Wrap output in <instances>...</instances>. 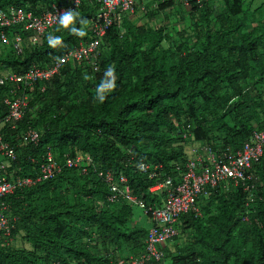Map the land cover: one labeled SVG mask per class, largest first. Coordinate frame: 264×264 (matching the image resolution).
Returning a JSON list of instances; mask_svg holds the SVG:
<instances>
[{
  "label": "trees",
  "instance_id": "1",
  "mask_svg": "<svg viewBox=\"0 0 264 264\" xmlns=\"http://www.w3.org/2000/svg\"><path fill=\"white\" fill-rule=\"evenodd\" d=\"M66 1L0 0V10L39 14ZM143 5L141 17L147 21L139 23L136 10L120 28H108L94 59L69 61L48 82L26 91L25 116L15 130H5L4 141L16 156L11 166L22 177L35 179L30 158L38 160L50 147L59 160L88 155L93 167L85 176L64 169L6 199L12 243L0 239V264H114L118 258L139 257L148 219L137 225L130 204L105 203L107 187L93 169L124 175L132 194L157 208L162 197L148 188L183 169L187 145L234 152L253 131L264 128V0H221L218 10L211 0H151ZM98 7V2L83 1L76 14L55 27V43L45 37L39 47L24 46L18 55L11 46L0 45V71L43 69L88 41L87 26ZM160 14L165 20L172 14L181 17L169 25H149ZM5 32L9 38L24 35L19 27ZM10 88L0 87V112ZM28 126L39 133L36 147L20 140ZM130 157L160 166L159 176L140 174ZM248 174L252 201L246 203L241 186L209 190L207 198L196 201L200 216L189 212L177 219V234L158 248L160 262L264 264V146ZM18 238L21 247L15 245Z\"/></svg>",
  "mask_w": 264,
  "mask_h": 264
},
{
  "label": "built area",
  "instance_id": "2",
  "mask_svg": "<svg viewBox=\"0 0 264 264\" xmlns=\"http://www.w3.org/2000/svg\"><path fill=\"white\" fill-rule=\"evenodd\" d=\"M83 1L98 2V12L88 23L89 40L72 47L61 57L53 59L45 68L30 66L25 72L15 74L0 71V87L11 86L8 96L1 100L0 112V239L12 243L11 231L13 224L9 216V206L6 199L17 190L29 187L36 182L49 180L62 170H74L80 176L88 174L93 167V161L88 155L71 157L63 155L59 160L52 148L46 147L39 159L30 158L36 167L35 179L22 177L11 163L16 160L13 147L4 141L5 130H15L27 112L28 95L35 83L48 82L67 62H89L95 58L102 38L110 27L120 28L125 18L138 13H146L144 3L151 0H67L65 5H50L39 14H33L25 9L0 10V45L11 46L15 55L21 54L23 47H39L45 37H53L54 29L60 23L77 13ZM143 1V2H142ZM187 0H183L186 3ZM199 3L201 0H194ZM186 5V4H185ZM136 10L138 13L135 14ZM67 17V18H65ZM19 27L24 35L13 33L9 38L5 29ZM95 69V68H94ZM43 92V88L41 89ZM25 145L36 147L39 133L28 126L20 135ZM264 146V128L253 131L247 142L237 151L229 147L211 150L204 144L187 145L185 152L188 157L183 169L176 168L175 177H164L160 182L148 188L149 193L162 197L161 206L153 207L136 198L124 175H113L109 171L93 169L96 178L106 185L108 194L104 202L115 204L127 202L136 211L148 219L150 227L147 231L143 253L136 258H118L114 264H165L160 262L162 253L159 250L177 234L174 224L184 214L192 212L200 216L197 206L199 197L207 198L209 190L222 186L227 190L229 185L241 186L245 193L246 203L251 202L254 185L250 183L248 171L252 163L262 156ZM129 162L137 172L146 175L148 179L159 176L160 166H151L142 159ZM103 205V202H99ZM159 248V249H158Z\"/></svg>",
  "mask_w": 264,
  "mask_h": 264
},
{
  "label": "rangeland",
  "instance_id": "3",
  "mask_svg": "<svg viewBox=\"0 0 264 264\" xmlns=\"http://www.w3.org/2000/svg\"><path fill=\"white\" fill-rule=\"evenodd\" d=\"M211 1H213L214 3H215V6H216V9L218 10V9H220L219 7L221 6V0H211ZM259 1V0H258ZM143 2V1H142ZM256 4V2H254V5ZM146 7V6H145ZM148 9H149V11L151 10V8L152 7H150V6H148L147 7ZM190 7L188 6V8L187 9H189ZM150 13V12H149ZM137 18L139 19L138 21H139V23H144L145 21H147V19H145V18H143V17H141V13H138L137 14ZM163 16H164V14H160V16L158 17V18H156V19H153V22H151L149 25H151V26H155V27H157L158 25H161L162 23H164V25H169V24H171V23H174V22H176V21H179V17H181L179 14H177V15H175V14H172V15H170L169 17H168V19H166L167 20V22H165L166 20L165 19H163ZM142 18V19H141ZM183 27V22L180 24H178L177 25V28L178 29H181ZM135 212H137V214L135 213ZM134 213H135V220H136V224L137 225H139L140 223H146V220H145V217L142 215V213H140L139 211H135ZM138 220V221H137ZM15 245L17 246V247H21V245L23 244H21V242H20V239L18 238V239H16L15 241ZM27 249H29V245H24ZM170 248H171V246H170Z\"/></svg>",
  "mask_w": 264,
  "mask_h": 264
},
{
  "label": "clouds",
  "instance_id": "4",
  "mask_svg": "<svg viewBox=\"0 0 264 264\" xmlns=\"http://www.w3.org/2000/svg\"><path fill=\"white\" fill-rule=\"evenodd\" d=\"M65 18H67V17H65ZM73 31H77L76 29H72ZM78 35H81V36H83L84 35V32L82 31V30H80L79 32H78ZM59 40V37H49V41H50V43H55V42H57ZM107 75L108 76H112V69L111 68H109V70H108V72H107ZM108 87H111V84H109V85H107ZM103 97H101V99H102Z\"/></svg>",
  "mask_w": 264,
  "mask_h": 264
},
{
  "label": "bare ground",
  "instance_id": "5",
  "mask_svg": "<svg viewBox=\"0 0 264 264\" xmlns=\"http://www.w3.org/2000/svg\"><path fill=\"white\" fill-rule=\"evenodd\" d=\"M14 136V135H13ZM12 143V142H11ZM61 158V157H60ZM146 160V159H145ZM35 174V173H34ZM44 182V181H43Z\"/></svg>",
  "mask_w": 264,
  "mask_h": 264
},
{
  "label": "crops",
  "instance_id": "6",
  "mask_svg": "<svg viewBox=\"0 0 264 264\" xmlns=\"http://www.w3.org/2000/svg\"><path fill=\"white\" fill-rule=\"evenodd\" d=\"M137 214V212H135ZM136 221V220H135ZM138 221V220H137Z\"/></svg>",
  "mask_w": 264,
  "mask_h": 264
}]
</instances>
